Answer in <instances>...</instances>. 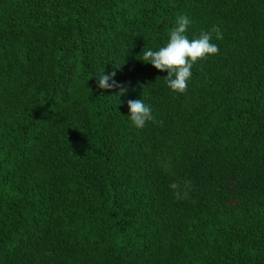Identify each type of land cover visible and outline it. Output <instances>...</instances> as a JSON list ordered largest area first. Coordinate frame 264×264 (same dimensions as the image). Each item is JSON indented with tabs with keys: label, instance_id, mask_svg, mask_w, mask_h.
<instances>
[{
	"label": "trees",
	"instance_id": "1",
	"mask_svg": "<svg viewBox=\"0 0 264 264\" xmlns=\"http://www.w3.org/2000/svg\"><path fill=\"white\" fill-rule=\"evenodd\" d=\"M182 14L223 39L177 95ZM0 264H264V0H0Z\"/></svg>",
	"mask_w": 264,
	"mask_h": 264
},
{
	"label": "clouds",
	"instance_id": "2",
	"mask_svg": "<svg viewBox=\"0 0 264 264\" xmlns=\"http://www.w3.org/2000/svg\"><path fill=\"white\" fill-rule=\"evenodd\" d=\"M192 21L186 14L180 15L175 26L170 30L167 43L158 50L147 49L143 51L142 62L150 64L158 72H167L163 79L168 88L175 94H186L188 82L191 79V69L198 61H203L211 56L218 54V45L212 43L213 34L216 40L223 39V33L217 26H213L210 31H201L199 36L189 39L187 35L188 27ZM115 72L96 77L98 89L110 91L118 88L116 97L126 95L127 88L115 82L113 77ZM157 79H161L157 77ZM129 109L128 119L137 128L142 129L147 122L154 121L151 108L144 103L142 99L129 100L127 103ZM191 182L183 184L173 183L170 187L177 199L187 198L188 189Z\"/></svg>",
	"mask_w": 264,
	"mask_h": 264
}]
</instances>
